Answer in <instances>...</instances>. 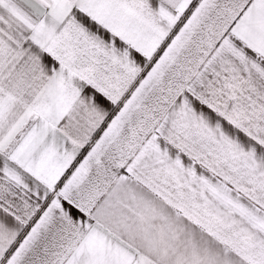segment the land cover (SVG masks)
<instances>
[{
    "label": "snow or ice",
    "instance_id": "1",
    "mask_svg": "<svg viewBox=\"0 0 264 264\" xmlns=\"http://www.w3.org/2000/svg\"><path fill=\"white\" fill-rule=\"evenodd\" d=\"M0 264H264V0H0Z\"/></svg>",
    "mask_w": 264,
    "mask_h": 264
}]
</instances>
